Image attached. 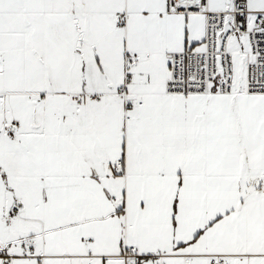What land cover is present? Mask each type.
<instances>
[{
    "label": "snow or ice",
    "instance_id": "obj_1",
    "mask_svg": "<svg viewBox=\"0 0 264 264\" xmlns=\"http://www.w3.org/2000/svg\"><path fill=\"white\" fill-rule=\"evenodd\" d=\"M0 264H264V0H0Z\"/></svg>",
    "mask_w": 264,
    "mask_h": 264
}]
</instances>
